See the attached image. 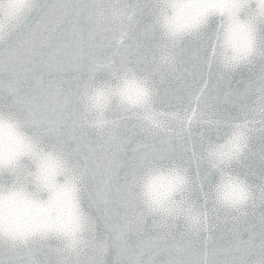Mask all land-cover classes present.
Returning a JSON list of instances; mask_svg holds the SVG:
<instances>
[{"label":"snow or ice","instance_id":"snow-or-ice-1","mask_svg":"<svg viewBox=\"0 0 264 264\" xmlns=\"http://www.w3.org/2000/svg\"><path fill=\"white\" fill-rule=\"evenodd\" d=\"M52 239L264 264V0H0V264Z\"/></svg>","mask_w":264,"mask_h":264},{"label":"water","instance_id":"water-1","mask_svg":"<svg viewBox=\"0 0 264 264\" xmlns=\"http://www.w3.org/2000/svg\"><path fill=\"white\" fill-rule=\"evenodd\" d=\"M141 2H154V0H141ZM244 74L246 76L247 72L245 71ZM237 78H239V77H237ZM161 94L163 95V90H162ZM45 101H48L49 103L55 105V97L54 96L50 100H49V98L45 97V99L41 100L40 103L43 104V103H45ZM256 147H257V150H258L259 145H257ZM218 237H219V233L217 234V238ZM147 239H148V235L147 234H145L144 236H137V235L133 234L131 236V243L133 245H135L138 242L147 241ZM57 247H59V242L57 240H55V239H52V240H49V241L46 242L45 247L43 249V251L48 254V257L51 258V260L53 261V264H55V260L57 259V256H56ZM40 258L43 259L44 257L41 256ZM4 259H7V255L4 256ZM143 259L145 261H147L149 259V257L146 255V256L143 257ZM162 259H163V257H157L158 264H160Z\"/></svg>","mask_w":264,"mask_h":264}]
</instances>
